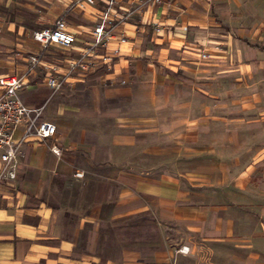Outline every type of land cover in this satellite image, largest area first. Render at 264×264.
<instances>
[{
    "label": "crops",
    "instance_id": "crops-1",
    "mask_svg": "<svg viewBox=\"0 0 264 264\" xmlns=\"http://www.w3.org/2000/svg\"><path fill=\"white\" fill-rule=\"evenodd\" d=\"M74 1L0 0V78L40 57L19 94L57 126L0 184V264H264V0H116L120 54L53 94L110 3ZM62 17L75 49L34 40Z\"/></svg>",
    "mask_w": 264,
    "mask_h": 264
},
{
    "label": "built area",
    "instance_id": "built-area-1",
    "mask_svg": "<svg viewBox=\"0 0 264 264\" xmlns=\"http://www.w3.org/2000/svg\"><path fill=\"white\" fill-rule=\"evenodd\" d=\"M96 3L97 0H75L68 11L76 8L85 10L95 6ZM162 3L163 0H146L142 7ZM115 4L116 0H110L101 21L95 27L93 43L81 49L77 57L71 58L64 72H60L58 67L52 68L47 78V84L53 94L62 91L74 75L90 73L111 66L113 59L120 54L119 48L113 50L111 54L106 53L105 50L109 41L115 36L118 21L126 22L134 17L135 12L118 11L114 8ZM157 32H162V29L157 28ZM34 40L44 48L56 45L69 50L75 49L77 43L76 37L68 29L65 17L60 18L52 27L35 32ZM119 40L122 44L127 43L126 37H121ZM203 58L207 59L209 56L203 54ZM40 63V57H31L29 68L25 74L0 78V159L3 163L0 171V184L16 179L20 151L27 141L44 142L57 134V126L44 120L46 106L29 107L19 94L25 84V79ZM18 131L22 133V137L16 141L14 136ZM78 176L80 175L78 174ZM179 252L186 255L189 254L190 249L182 247Z\"/></svg>",
    "mask_w": 264,
    "mask_h": 264
}]
</instances>
